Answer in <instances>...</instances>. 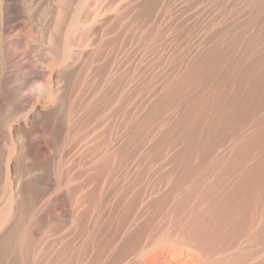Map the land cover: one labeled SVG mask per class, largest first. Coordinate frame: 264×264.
Masks as SVG:
<instances>
[{
  "label": "rangeland",
  "instance_id": "1",
  "mask_svg": "<svg viewBox=\"0 0 264 264\" xmlns=\"http://www.w3.org/2000/svg\"><path fill=\"white\" fill-rule=\"evenodd\" d=\"M100 1L118 5L115 16H104L93 28L103 57L90 69L95 73L81 64L51 77L60 80L67 99L79 92L85 101L95 88L101 93L96 109L85 102L77 107L76 101L73 121L80 127L70 136L65 130L59 135V121L67 117L57 106L43 108L36 122L25 124L30 106L20 111L3 78L17 54L25 65L33 64L36 56L43 58L41 44L47 39L41 34H51L52 46L58 45L61 32L53 24L57 12L46 24L40 17V9L58 0H21L28 14L6 9L0 14L5 46L0 42V150H15L13 179H0V264L261 260L262 195H255L252 226L238 236L221 231L217 239L204 240L187 222L192 214L211 212L212 199H222V188L211 190L213 180L234 162L248 137L258 127L264 129V0ZM24 16L33 33L24 26ZM109 20L114 21L110 32L105 30ZM33 97L42 102L37 90ZM242 115H247L244 121ZM96 124L117 153L114 165L101 176V166L90 158L87 137ZM261 143L258 157L264 156ZM247 161L245 166L255 163ZM245 169H233L237 172L228 181L241 180ZM191 183L194 195L180 202L178 187Z\"/></svg>",
  "mask_w": 264,
  "mask_h": 264
},
{
  "label": "bare ground",
  "instance_id": "2",
  "mask_svg": "<svg viewBox=\"0 0 264 264\" xmlns=\"http://www.w3.org/2000/svg\"><path fill=\"white\" fill-rule=\"evenodd\" d=\"M5 1H7V0H4L3 4H1V2H0V14L2 13L3 9L4 10L6 9V10L20 11L22 13L27 12V14H28L27 10L24 11V9L26 8L24 6V4L26 3L25 0H22V1H24V4H22L23 2L20 3L21 0H19L20 2L17 0V2L14 3L13 5L9 4L10 0H8V3ZM83 1L82 0L80 2L75 1L76 2L75 4H74V2H73V4H69L68 3L69 1L66 2L65 0H58V2L55 3V6L52 5L53 7H47V8L42 9V10L40 9V17H41L43 23H45V21L47 19H50L48 17H50V15L53 13V11L57 12V14H55V21L53 22V24H54V30L55 31L58 30L61 32V36L59 37V39L61 38L60 42L58 43V45L55 44L57 46L54 45L55 46L54 47V46H52V43H51L52 42L51 41L52 40L51 34L49 35L48 38L47 37L45 38V36L43 34H41L42 39H45V40L47 39V41L45 43L42 42V44H41L42 45L41 49H43V51H44L43 58L40 56H36V53L34 52L35 56H36L34 63L31 65H25L23 63L25 58L20 59V54L19 55L17 54L16 57L15 56L13 58L11 57L12 60L8 64L5 63V64H7V67H6L5 72L3 71V78H4V82L6 83L5 84L6 88L8 89V90L6 89L8 92V95H11V98L14 97V102H15V104L19 105L18 108L20 109V111H23L24 109H26L27 107L30 106V110L28 112V115L23 122L27 125L33 124L34 121L36 122V119L41 117V110L43 108H47L49 106H57L59 108V111L62 112V114H64L63 118L67 117L66 121L65 120L59 121V130H60L59 135H61L63 133L62 131H64V130L66 131L64 133L66 136L76 135L75 132L80 127L79 125L75 127V124H74L75 122L73 121L74 116H75L74 106L76 104V101L79 100L77 107H79L82 104V102H85L86 107L96 109L98 107V103H99L98 99H99V96L101 93H100V90H97L95 88V90L92 91V94L91 95L89 94L90 96H88L85 101H83L84 97H82L83 95L79 92L77 93L76 98L67 99L61 93L62 86L60 85V80L59 81L55 80V79L52 80L51 79L52 74L56 71H57V73L58 72L59 73L60 72L66 73L67 70H70V69L72 70L74 68L76 69V67L81 65V64H82L81 66L87 65L86 67L88 69L85 66H83V67H85L86 70L90 71V73L94 72V71H91L90 69L95 65V62L97 60H100L99 59L100 57L101 58H103V57L101 56L102 53L98 47V42L95 41V38H93L94 37L92 35V34H94L93 28L96 26L97 23H99V22L102 23L103 21L106 20L103 18L104 16H106V15L108 16V14L114 15V13L116 12V8H117L116 5H118V4H116V2H115V4L114 3L105 4L103 1H100V0H93L90 3L87 2L88 4L86 2L84 3ZM31 6H32V4H31ZM31 6H30V8H31ZM40 7H43V6H40ZM33 10H31V12ZM11 13L13 15V12H11ZM63 13H65V15ZM5 14H6V12H5ZM16 14H20V13L16 12ZM24 15H26V14H24ZM29 16H31V15H29ZM29 16H28V18H29ZM1 17H3V16H1ZM26 17L25 16L23 17L24 26L27 29H29L30 33H33V28L30 24V21ZM18 18H19V16H18ZM102 18L104 20L101 22ZM36 19L38 20V18H36ZM13 20H15V19H13ZM2 21H0V23ZM111 22H112V20L110 21V23H108L107 26H105V30H107L109 32L113 26L114 21L112 24H111ZM2 24H3V22H2ZM9 24H10V22H9ZM97 26H98V24H97ZM99 26H100V24H99ZM46 28H47V26H46ZM1 32H0V34H1ZM50 32H52V31H50ZM56 32H54V33H56ZM97 32H98V30H97ZM103 32H104V30H103ZM25 34H26V32H25ZM47 34H48V32H47ZM8 35H9V33H8ZM9 36H11V35H9ZM99 36H101V35H99ZM0 37H1V35H0ZM37 38H38V36H37ZM2 39L3 38H1V40ZM5 41H7V40H5ZM2 42H1V45H2L1 47H3V44H4V43L2 44ZM46 43H48L49 45L46 46L47 45ZM5 44L7 46V43H5ZM27 55L28 54H26V56ZM27 58L28 57H26V59ZM40 59H42V62L39 63ZM82 68L81 69L79 68V73H80V70L84 69V68L83 69ZM98 70H99V68H98ZM81 74L82 73H80L79 75H81ZM46 76H48L47 79H46ZM112 80H113L112 76H110V81L112 82ZM111 84H113V83H111ZM111 84H110V86H111ZM25 90L30 91V92L28 91L29 95L24 94ZM36 90L39 92V94H41V96H43L42 97L43 103L42 102L39 103L38 101L35 100L36 98L33 97L34 91H36ZM37 100H39V99H37ZM9 102H10V100H9ZM106 102H107V104H110L111 99L106 98ZM103 109H105V108H103ZM109 109H112V107L111 108L109 107ZM103 116H104V113H103ZM246 116L247 115H245V117L243 116L242 120H243V118H247ZM100 117L103 118L102 115ZM16 118L17 117L12 119L13 122L10 125L11 129L13 127V132L17 131L16 130V127H17L16 124L17 123L14 122L16 120ZM245 121H246V119H245ZM260 127H258L259 128L258 131L255 130V133H253L251 135V137L250 136L248 137L249 139L247 140V142L245 144H243L240 147V149L238 148L239 151H237L238 152L237 156L235 157L234 162L231 161L232 164L230 166H228L227 170L220 173L219 177L217 178V180L215 182L213 180V183L211 184V190H215V191L218 190L219 191V189L222 188V192L220 194L221 195L220 198H222V199L219 201H217V199H212L211 206H213V207H212V209H210L211 212L205 213V212L201 211V212L192 214L191 217L189 218V220L187 222L188 225L192 228L194 233L195 234L197 233V235L201 236L202 239H204V240L211 239V241H213L212 239L216 238L217 235H219L221 231H226L228 234L229 233L237 234V236H238V234H240V232L242 233L243 230L248 229L250 226H252V225H250L251 223H253L252 221L254 220L253 219L254 213H253L252 207H253L255 201H257V199L255 200V198H256V196L257 197L260 196L258 198L264 197V156L262 157V155H261L260 157H262V158H260L257 156L258 154L256 155V152L258 151V149H257L258 145L261 141H262V143L260 144V146H261L260 150L262 149V151L264 152V136H263L264 129L262 128L260 130ZM101 130L102 129L100 128V126L98 124H96V126L94 125L89 130V132L87 133V137L92 142L91 148H90V154H89L90 158L94 164H98L101 166L100 172L97 173L99 176H101L103 174L102 172L105 169L108 170L109 168H111L114 165L115 160H116V156H117L116 151L113 150L111 147V146H113L112 139L109 140L108 138H105V136H104L105 134L102 133ZM1 133H3V132H1V130H0V143H1V141L4 140V137L1 138V135H3ZM261 135L263 136V138L258 139V137H260ZM38 137H40V136H37V138ZM32 138H35V137H32ZM13 152H9L7 150H5V152H4V151L0 150V168H1L2 164L4 165V169L0 170V179H3L6 182H9L11 179H13L10 175V161L13 157ZM222 157H223V155H222ZM219 158H221V156ZM225 158H227V157H225ZM216 159H218V158H216ZM247 160H249V161L253 160V162H255V163L252 164L251 166L249 164L247 166H245V163L248 162ZM225 163H226V160H225ZM229 164L230 163H228V165ZM217 165H219V164H217ZM224 166H226V164ZM236 168L237 169L238 168H240V169L246 168V169L241 175V177H242L241 180H239V181L237 180V182L231 183L232 182L231 180H229L231 182L228 181V176H232L234 173L233 171H236L233 169H236ZM220 170L221 169H219V171ZM257 176H259V178H260L259 180H257L258 179ZM213 177H216V175ZM234 177H237V176H234ZM234 179H233V181H235ZM192 185H193L192 183L189 184V187L186 186L185 189H182V187H183L182 185H180V187H178L177 191H179L178 196H179L180 202L189 201V199L192 198V196L194 195V188ZM261 195H262V197H261ZM13 234H14V230H11L9 233V236L11 237ZM168 239H169V237H168ZM142 249L145 250L144 248H142ZM142 249H141V251H142ZM261 254H262L261 260L254 259V261H251L249 264H264V250ZM260 256L261 255H259V257ZM232 262H229V261L228 262H225V261H223V262L212 261L211 262L210 261V262H207V264H229V263L240 264L241 260L239 262H237V261L236 262L232 261ZM242 262H244V261H242ZM245 263L246 262H244L243 264H245ZM189 264H199V263L198 262H191Z\"/></svg>",
  "mask_w": 264,
  "mask_h": 264
}]
</instances>
